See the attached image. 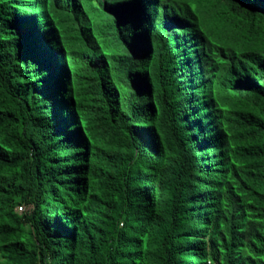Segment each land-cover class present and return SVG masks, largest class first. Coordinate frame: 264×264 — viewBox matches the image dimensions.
Masks as SVG:
<instances>
[{
	"label": "trees",
	"instance_id": "obj_1",
	"mask_svg": "<svg viewBox=\"0 0 264 264\" xmlns=\"http://www.w3.org/2000/svg\"><path fill=\"white\" fill-rule=\"evenodd\" d=\"M0 264H264V0H0Z\"/></svg>",
	"mask_w": 264,
	"mask_h": 264
},
{
	"label": "rangeland",
	"instance_id": "obj_2",
	"mask_svg": "<svg viewBox=\"0 0 264 264\" xmlns=\"http://www.w3.org/2000/svg\"><path fill=\"white\" fill-rule=\"evenodd\" d=\"M86 7V6H85ZM85 9V8H84ZM87 9V10H86ZM86 9H85V11H88V13H89V16H91L90 15V11H89V9L86 7Z\"/></svg>",
	"mask_w": 264,
	"mask_h": 264
},
{
	"label": "clouds",
	"instance_id": "obj_3",
	"mask_svg": "<svg viewBox=\"0 0 264 264\" xmlns=\"http://www.w3.org/2000/svg\"><path fill=\"white\" fill-rule=\"evenodd\" d=\"M80 4H81V7H82V10L84 11V7H83V4L80 2ZM85 13V12H84Z\"/></svg>",
	"mask_w": 264,
	"mask_h": 264
}]
</instances>
